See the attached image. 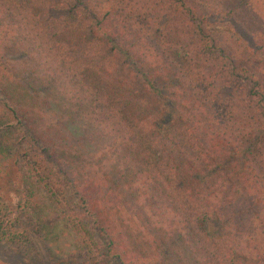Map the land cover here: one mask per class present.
I'll return each instance as SVG.
<instances>
[{
    "label": "trees",
    "instance_id": "1",
    "mask_svg": "<svg viewBox=\"0 0 264 264\" xmlns=\"http://www.w3.org/2000/svg\"><path fill=\"white\" fill-rule=\"evenodd\" d=\"M0 170L22 264H264V0H0Z\"/></svg>",
    "mask_w": 264,
    "mask_h": 264
},
{
    "label": "rangeland",
    "instance_id": "2",
    "mask_svg": "<svg viewBox=\"0 0 264 264\" xmlns=\"http://www.w3.org/2000/svg\"><path fill=\"white\" fill-rule=\"evenodd\" d=\"M7 171V170H6ZM6 171L0 170V193L10 200V203L15 208L17 207V200L13 192L3 189V182L6 178ZM59 229H55L54 232L58 233ZM45 236V231H41L39 234L30 235L29 238V251L33 255V259L37 260L33 264H55L57 254L62 251V242L57 245L58 250L51 251L53 247L49 249V244L46 243V239H42ZM0 264H22V260L14 252L6 251L5 247L0 246Z\"/></svg>",
    "mask_w": 264,
    "mask_h": 264
}]
</instances>
